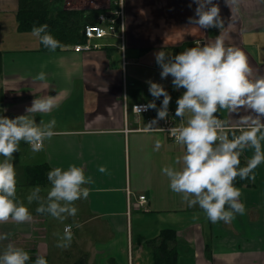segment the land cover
Masks as SVG:
<instances>
[{"label": "crops", "instance_id": "crops-1", "mask_svg": "<svg viewBox=\"0 0 264 264\" xmlns=\"http://www.w3.org/2000/svg\"><path fill=\"white\" fill-rule=\"evenodd\" d=\"M213 2L224 20L222 34L215 27L189 24L197 7L192 0H124L122 39L94 40L90 43L98 48L79 53L73 50L77 44L55 52L40 50L32 32L17 29L19 0H0V116L26 115L39 96H53L56 103L50 113L34 117L37 124L56 120V134L44 141L43 150L33 152L21 141L20 151L13 154L17 199L29 207L33 220L0 224V234H11L0 241V253L11 242L30 258L43 255L48 264H154L147 242L171 229L177 238L175 264H264V163L254 169L250 186L238 187L245 214L229 224H214L199 206L183 203L162 173L166 166L180 167L175 160L183 147L162 134L134 131L143 127V119L135 122L129 111L125 119L132 104L154 99L148 80L165 88L171 96L169 109L176 110L185 89H175L171 76L161 79L155 59L159 51L174 57L175 47L191 48L197 41L203 46L221 34L226 46L247 55L254 74L264 75V0H239L238 8L226 0ZM41 71L46 81H34ZM162 100H155L157 109ZM246 114L216 113L232 127ZM252 155L246 149L241 158L247 163ZM71 164L83 167L94 180L85 185L88 198L75 202L77 215L60 222L37 213L36 202L27 204L30 191L50 184L52 169L66 170ZM101 165L107 173L98 171ZM31 169H38L35 182L28 174ZM68 225L71 246L58 248L53 234L62 235Z\"/></svg>", "mask_w": 264, "mask_h": 264}, {"label": "clouds", "instance_id": "clouds-1", "mask_svg": "<svg viewBox=\"0 0 264 264\" xmlns=\"http://www.w3.org/2000/svg\"><path fill=\"white\" fill-rule=\"evenodd\" d=\"M192 2L197 7L195 16L188 18L189 24L202 29L215 27L222 34L225 27L218 4L213 0ZM226 3L238 8L239 0H226ZM221 34L203 46L197 41L196 46L174 57L159 51L155 59L162 69L161 79L171 76L175 89H185L176 102L175 115L181 118V123L168 129L175 143L184 149L182 156L175 160L180 167L166 166L162 173L168 178L170 189L179 194L188 207L199 206L214 224L220 221L229 224L246 211L240 201L241 190L235 186L236 178L254 180V169L264 163V75L254 74L247 55L238 47L226 46ZM32 35L50 52L63 47L48 31L47 24L34 25ZM33 79L43 83L46 73L41 71ZM146 83L154 99L146 105L133 106V112L140 115L141 111L156 109V119L146 125L144 131H163L153 126L167 119L171 96L161 84L151 80ZM160 97L163 100L157 109L155 100ZM55 107V97L44 95L32 101L26 108V115L0 116V157H3L0 160V224L9 221L24 224L33 220L29 207L17 199L13 154L20 151L21 141L33 152L43 150L44 141L56 134V120L53 118L47 123L41 120L37 124L34 117L36 113H50ZM222 110L229 114L241 110L249 113L236 120L238 135L226 120L216 115ZM160 147L161 141L157 139L154 150ZM246 149H252L253 155L247 165L241 167L240 157ZM98 171L107 173L108 169L101 165ZM47 179L51 187L46 197L41 195L39 186L34 187L26 198L27 204L36 202L37 213L48 214L60 222L74 218L78 212L75 202L88 198L90 189L85 185L93 184V178L85 175L83 167L71 164L66 170L52 169ZM10 235L0 234V241L8 240ZM53 235L57 237L56 247L67 249L71 246V225L65 227L62 235ZM30 259L24 248L11 242L0 253V264H28ZM34 264H48V261L38 255Z\"/></svg>", "mask_w": 264, "mask_h": 264}, {"label": "trees", "instance_id": "trees-1", "mask_svg": "<svg viewBox=\"0 0 264 264\" xmlns=\"http://www.w3.org/2000/svg\"><path fill=\"white\" fill-rule=\"evenodd\" d=\"M55 3V2H54ZM53 3V4H54ZM51 0H19V9L16 13L17 29L20 32H32L33 26L43 24L48 25V31L61 42L63 48L75 45L84 44L86 39L83 36V28L88 24H95L99 10L94 11L91 20L86 22L88 15L82 11H69L52 8ZM82 20L84 22H82ZM40 50L49 51L39 42ZM187 49L186 46L175 47L172 49L173 55ZM247 163L240 157V166L245 167ZM31 177V182H35L39 176L38 169H31L28 172ZM250 179L241 180L236 178L235 186H250ZM177 243L176 233L171 229H164L158 237L147 242V248L153 257L154 264H175ZM36 257H31L28 264H34Z\"/></svg>", "mask_w": 264, "mask_h": 264}, {"label": "built area", "instance_id": "built-area-1", "mask_svg": "<svg viewBox=\"0 0 264 264\" xmlns=\"http://www.w3.org/2000/svg\"><path fill=\"white\" fill-rule=\"evenodd\" d=\"M90 5L97 8L100 12L97 15L95 24L85 25L83 28V36L87 40L84 44H77L73 47L75 52L89 51L92 49L98 48V45L91 44V41L101 40L106 37L120 38L122 39L123 24H124V0H86ZM135 105H146V103H134L127 108L126 110L130 111L133 115L135 122L138 123L139 119H143V127L135 129L134 131L145 132L144 128L152 120L156 119L157 112H152L151 109L147 111H141L140 115L133 112V106ZM127 111H125V119L127 117ZM174 109H169V115L167 119L159 120L154 128L162 129L163 131H152L146 133H158L164 135L169 141L175 143L174 138L168 134V129L174 126H178L181 121L179 117L175 115ZM218 116V115H217ZM221 118L220 116H218ZM187 115L185 116V120ZM222 119V118H221ZM233 130H236V127L230 126ZM128 132V130H126ZM236 134H239V131L236 130ZM231 135V133H230ZM176 144V143H175ZM140 204L145 203V197L140 196L138 198Z\"/></svg>", "mask_w": 264, "mask_h": 264}, {"label": "rangeland", "instance_id": "rangeland-1", "mask_svg": "<svg viewBox=\"0 0 264 264\" xmlns=\"http://www.w3.org/2000/svg\"><path fill=\"white\" fill-rule=\"evenodd\" d=\"M51 4H53V5H51L53 9L56 8V9L69 10V11L85 12L84 14L88 15V17H86V18H88L86 22H89V20H91L89 18H91V16L93 15L90 12L93 11L92 13H94V11L98 10L97 8L90 5L86 0H51ZM82 22H84V21L82 20ZM128 111H127V113H128ZM129 113H130V111H129ZM50 187H51L50 184H48L46 186H40L41 195L48 192Z\"/></svg>", "mask_w": 264, "mask_h": 264}]
</instances>
